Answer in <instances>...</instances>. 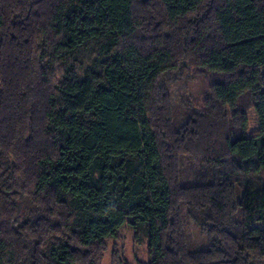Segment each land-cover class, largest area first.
Here are the masks:
<instances>
[{
  "label": "trees",
  "instance_id": "1",
  "mask_svg": "<svg viewBox=\"0 0 264 264\" xmlns=\"http://www.w3.org/2000/svg\"><path fill=\"white\" fill-rule=\"evenodd\" d=\"M126 223L146 264H264V0H0V264H101Z\"/></svg>",
  "mask_w": 264,
  "mask_h": 264
},
{
  "label": "rangeland",
  "instance_id": "2",
  "mask_svg": "<svg viewBox=\"0 0 264 264\" xmlns=\"http://www.w3.org/2000/svg\"><path fill=\"white\" fill-rule=\"evenodd\" d=\"M168 88L173 107L178 113H183L190 105L200 104L207 92V81L201 78L186 77L183 72V75L169 84ZM250 111H248L247 134L253 135L258 131V120L252 110ZM192 226L190 224L189 233L195 238L193 234H197ZM147 260L148 253L144 236L140 233L136 238L129 223H126L120 228L116 238L106 240V250L101 264H117L118 262L120 264H146Z\"/></svg>",
  "mask_w": 264,
  "mask_h": 264
}]
</instances>
